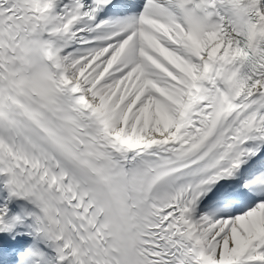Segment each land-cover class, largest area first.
Wrapping results in <instances>:
<instances>
[{
	"label": "snow or ice",
	"instance_id": "1",
	"mask_svg": "<svg viewBox=\"0 0 264 264\" xmlns=\"http://www.w3.org/2000/svg\"><path fill=\"white\" fill-rule=\"evenodd\" d=\"M0 264H264V0H0Z\"/></svg>",
	"mask_w": 264,
	"mask_h": 264
}]
</instances>
